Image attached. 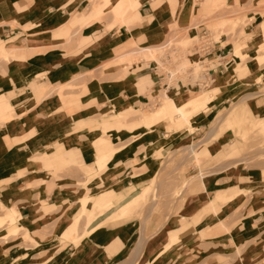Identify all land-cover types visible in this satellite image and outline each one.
Listing matches in <instances>:
<instances>
[{
	"label": "crops",
	"instance_id": "0c3cea01",
	"mask_svg": "<svg viewBox=\"0 0 264 264\" xmlns=\"http://www.w3.org/2000/svg\"><path fill=\"white\" fill-rule=\"evenodd\" d=\"M103 1L0 0V96L15 110L11 120L0 121V264H264V148L244 150V139L227 131L206 149L219 152L227 146L219 152L225 158L222 166L210 168L175 200L167 199L163 205L168 209L123 216L136 207L132 196L152 182L172 139L161 124L127 142L126 129L160 124L152 123L151 112H141L138 119L143 120L131 125L120 120V110L118 122L110 124L112 118L103 114L97 118L105 107L116 112L117 99L107 94V83L115 84L120 100L131 99L134 105L149 103L163 87L155 61L140 70L142 75L129 72L123 78L119 68L102 73L105 64L138 47L157 50L173 30L209 33L202 16L217 0ZM226 1L235 6L236 0ZM238 1L253 19L243 28L247 36L241 45H248L243 52L255 55L264 42V0ZM99 5H104L99 9L103 17L97 15ZM83 16L89 21L82 22ZM115 16L121 21L109 28ZM210 36V49L194 47L199 61L234 58L237 47L234 51L229 34ZM237 69L213 73L218 78L212 93L165 92L169 103L191 113L190 121L179 119L187 126L210 120L212 103L227 109L218 113L204 142L238 117L264 130V72L254 66L243 74L249 76L239 78L243 72ZM73 79L72 84L85 83L66 87L64 97L73 98L52 93L51 88ZM151 81L150 92H141ZM233 103L238 105L234 109ZM230 111L227 122L217 125ZM103 134L112 137L106 140ZM200 143L187 147L194 153ZM96 155L112 160L99 168ZM142 167L135 175V168ZM190 172L192 180L200 177L199 169ZM165 185L158 190H168ZM82 217L78 234H67Z\"/></svg>",
	"mask_w": 264,
	"mask_h": 264
},
{
	"label": "rangeland",
	"instance_id": "374dc122",
	"mask_svg": "<svg viewBox=\"0 0 264 264\" xmlns=\"http://www.w3.org/2000/svg\"><path fill=\"white\" fill-rule=\"evenodd\" d=\"M106 0L103 1V4H105ZM235 6L229 5L226 0H217L215 3H212L210 5L209 14H204L202 17L207 18L205 19L207 29L209 31L210 35H216L217 37L222 33H227L230 36V39L228 41H232L234 43V51L237 47H240V50H242L240 54H237L235 52L234 60L231 62L230 65H228V68L231 69L235 66L238 67L237 72L239 75H242L239 78H244L249 76L250 74L243 75L244 72H247V70H253L254 66L255 69H261V72H264V59L263 61L258 62L256 60H251L253 56L255 58H264V42L263 45L260 47L261 49L256 48V54L254 55H247L244 54L243 51H245L248 48V45H241L243 41L246 39L245 37L247 34L243 30L244 26H246L247 23H250L253 21L252 18H249V16L246 13L247 8H245L244 5H241L238 0L234 3ZM104 5L98 6V17H103L104 12H99V9H102ZM264 15V12H263ZM227 20V21H226ZM82 22L89 21L86 20L85 16H83ZM121 21L120 18L117 16L114 17L113 22L108 25L109 28L113 27L117 22ZM226 21V22H225ZM225 22V23H224ZM202 34V33H201ZM201 34L196 33L193 34L191 30H173L167 37L164 39L160 46H157V50L155 48H144V47H138L136 50L132 52H128L123 49L119 52V54H122L124 51H126V54L120 55L118 59L112 63L111 65L103 66L102 73H107L109 71L114 70L115 68L120 69V75L119 77L123 78L125 75H127L129 72H134L141 74L140 70L146 66H148L152 61H155L158 63V72L159 74H163L165 77L164 81L171 82V87H159V90H157L151 97L149 103H133V100L129 99L128 102H124L121 98L120 100V93L118 95L114 94L115 99L119 101L117 105L115 104L116 112H111L107 107L103 109V112L99 113L97 118L101 117V115H107L112 118L109 123L118 122L119 118L115 117V113H118L121 108L124 107V105L132 106L130 113H127V118L122 119L120 116V120H123V122L131 123L134 121V119H138V116L142 113L149 114L151 112V116L155 115H163L166 113L165 111L162 112L161 106L167 103L166 109H168L169 105V97L165 92H172L174 90H192L195 91L197 95L200 94H208L209 92L212 93L215 87H211L214 80L218 77L214 76L209 79H205L203 77V71L205 70V64L203 66H200L201 62H199V59L196 58L197 54L194 52V47L196 45L200 44V41H203L201 38ZM250 37V36H249ZM226 43V42H224ZM241 45V46H239ZM132 47L133 49L136 48ZM237 51V50H236ZM239 55V56H238ZM196 56V57H195ZM250 57V58H249ZM240 61L242 65H236L237 62ZM252 61V63H250ZM208 62V61H206ZM154 63V62H153ZM116 66H115V65ZM207 64V63H206ZM153 65V64H152ZM251 66V67H250ZM253 66V67H252ZM248 68V69H247ZM199 72V73H198ZM223 73L221 70H217L216 74ZM233 73V71H232ZM169 75H172L173 77H169ZM191 77V78H190ZM231 77V76H230ZM78 78V77H77ZM75 79V78H74ZM74 79L67 83V85H56L53 88H51L52 93L57 92L63 97V99H67V101L74 97V95H67V98L64 97L65 89L66 87L69 89H73L74 87H84L85 83H75ZM198 80V82H196ZM233 80L230 79V84ZM140 82V81H139ZM137 84L139 91L141 90V83ZM264 82V81H263ZM154 84L153 81L151 83H147L145 90H141V92H150L152 89V85ZM197 84H200V86H197ZM115 86V84L107 83L105 85L106 87H112ZM182 88L184 89H181ZM116 87V86H115ZM211 87V88H210ZM132 93H129L131 95ZM216 95V94H215ZM222 94L216 95L219 100L222 99L220 97ZM112 97V98H114ZM128 99L129 97H125ZM133 99V98H132ZM124 104H122L121 103ZM147 102V99H146ZM211 102V101H210ZM131 104V105H130ZM244 106L245 103H243ZM238 106V105H237ZM232 104L233 109L237 107ZM10 109H14L12 106ZM203 109V108H202ZM139 110V111H138ZM227 109H215L214 104L212 103L211 106V113L209 114L210 120L208 121H199V122H191L192 128L190 126H187L188 123L182 122L183 120H178V117L175 118H167L163 122H160V124H156L153 126H145L144 127H138L134 129H126L127 134H129V137L127 139V142L136 140L138 137H145L147 133L145 130L147 129H153V128H161L162 125H166L163 128H166L165 134L167 133V137H170L172 140V144L167 148L168 153L165 155V158L163 161L159 164V168L156 170L157 173H155V176L152 179V182L146 187L145 190H142L141 192L137 193L136 195L132 196L134 200H136V207L134 206L132 208L127 209L123 212V216H129V215H135L139 213L141 210H153V212H159L160 210H166L165 205H163L164 202L168 200H175L178 195H180L183 190H185L188 186L190 188L192 186V182L194 180H201L202 178H205L206 175L210 173V168L213 166L219 164L220 166L223 165L224 157L221 152L225 149L221 148V151L219 152H213V151H206V149H209V147H214L215 142L218 139H221L223 137V134L227 131H231L234 134L237 135L239 138L242 137L244 139V150H256L259 148H264V130L257 129L255 125L250 123L248 119L238 117L236 120L227 122V128H218L217 131H215V134L212 136V139L204 142L208 138L210 130L215 126L216 123V116L219 112L225 111ZM226 114V113H225ZM12 119L10 117V114L7 113L0 115V121L6 122L8 119ZM108 119V117H107ZM99 123L98 119H95V121ZM110 120V119H109ZM139 121L143 120L142 116L139 117ZM136 120V121H138ZM244 120V121H242ZM107 121V120H105ZM244 122V124L242 123ZM107 124V123H106ZM104 124V126L106 125ZM162 124V125H161ZM142 125V124H141ZM200 125V126H199ZM103 126V127H104ZM199 126V127H197ZM238 126V127H236ZM197 128H200L197 130ZM124 130V129H121ZM104 139L108 140L107 137H112L108 134H103ZM123 137V136H120ZM258 138L257 141H252L251 139ZM141 139V138H140ZM199 145L194 146L195 151L192 153V147H187L190 143H199ZM234 145V144H232ZM229 147V145H228ZM115 154V151L112 150ZM159 155H162L160 153ZM232 156V155H231ZM235 156V155H233ZM237 158L241 157V153H238ZM264 157V155L262 156ZM224 158V159H223ZM103 160V156L96 155V162L98 164V167L100 166V163ZM112 159L107 161V165L111 162ZM196 168L199 169L200 177L198 179H191V169ZM100 168V167H99ZM146 168L142 167L140 169L135 168V175L138 171L145 170ZM197 177V176H196ZM140 180V179H139ZM138 180V181H139ZM160 183H163L165 187L167 188V185L169 189H162L161 191L158 190V185ZM189 184V185H188ZM88 202V199H84L82 201V205L84 206V209L86 207V204ZM106 212L110 211L108 208H105ZM105 212V213H106ZM15 214H18L15 212ZM143 216V215H142ZM83 219H77L74 220V222L71 224V226L67 229V234H70L72 236L77 235L81 220ZM94 219V218H93ZM91 222H88L87 224H90ZM3 224H0V226ZM26 231L29 232V230L24 228ZM20 233L18 231L16 234ZM28 238V237H26Z\"/></svg>",
	"mask_w": 264,
	"mask_h": 264
},
{
	"label": "bare ground",
	"instance_id": "6f19581e",
	"mask_svg": "<svg viewBox=\"0 0 264 264\" xmlns=\"http://www.w3.org/2000/svg\"><path fill=\"white\" fill-rule=\"evenodd\" d=\"M242 50H240V47H238L236 53L237 54H240L242 53L241 52ZM4 54V52H3ZM7 56V55H5ZM239 56V55H238ZM116 90L117 88L115 86H112L110 88L107 89V94H109V96L113 97L114 94L116 93ZM133 90V89H132ZM134 91V90H133ZM5 96V95H4ZM3 95L0 96V115L1 114H5L7 113L8 115L10 114V117L13 118L15 116V110L14 109H10L11 105L8 104L7 100L4 98ZM116 103H119L118 100H116ZM131 105V104H130ZM131 108L132 106H124L123 108H121L120 110V114H121V118H124L125 116H127L128 114L127 113H130L131 111ZM232 111L226 113V114H223L222 116H220L218 118V124L217 125H220L224 122H227V120L229 119L230 117V114H231ZM127 114V115H126ZM167 117H170V118H177L178 117V120L179 119H185L187 121H190V117H191V113L188 112V111H185L184 109H181V108H177L175 107L172 103H169L168 105V109L166 111V113H164L163 115H155V116H151L152 118V123L153 124H156L158 122H161L162 120H164L165 118ZM175 118V119H176ZM15 119V118H14ZM8 122L10 120V118L6 119ZM189 125V124H188ZM192 128V126H190ZM219 127V126H218ZM217 127V128H218ZM213 130V129H212ZM217 130V129H216ZM194 148V146H193ZM194 150V149H192ZM111 157V156H110ZM113 157V155H112ZM107 158L103 159L102 162H101V167L105 166L106 165V162H107ZM104 168V167H103ZM139 176L136 177V180H138Z\"/></svg>",
	"mask_w": 264,
	"mask_h": 264
},
{
	"label": "built area",
	"instance_id": "2783aa9c",
	"mask_svg": "<svg viewBox=\"0 0 264 264\" xmlns=\"http://www.w3.org/2000/svg\"><path fill=\"white\" fill-rule=\"evenodd\" d=\"M201 35H202L201 38L203 39V41H200V44L196 45L195 48L201 49V52L207 51L208 49H210V45L212 43L211 36L206 31H204ZM233 60H234V58L227 60L224 56H220L219 58L214 59V60L213 59L208 60V59L204 58L202 61H199V62L208 61V62H205L207 64L204 65L205 70L203 71V76L206 79H209V78H211L213 73L217 72V70H221V71L228 70L229 69L228 65H230ZM158 68H159L158 63L155 62V70H156V75L158 77L157 78L158 83L160 85L162 84L163 86L169 88L171 86L172 81L171 82H170V80L168 82L164 81L165 80L164 75L157 73ZM169 77H173V76L169 75ZM196 82H198V80ZM197 86H200V84H197Z\"/></svg>",
	"mask_w": 264,
	"mask_h": 264
}]
</instances>
